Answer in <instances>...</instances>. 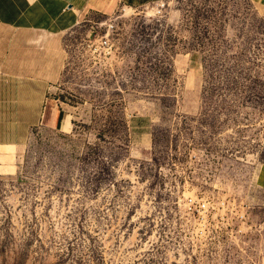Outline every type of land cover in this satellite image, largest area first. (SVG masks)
<instances>
[{
  "label": "rangeland",
  "instance_id": "374dc122",
  "mask_svg": "<svg viewBox=\"0 0 264 264\" xmlns=\"http://www.w3.org/2000/svg\"><path fill=\"white\" fill-rule=\"evenodd\" d=\"M260 1L118 6L56 37L69 125L0 158V264H264Z\"/></svg>",
  "mask_w": 264,
  "mask_h": 264
},
{
  "label": "crops",
  "instance_id": "0c3cea01",
  "mask_svg": "<svg viewBox=\"0 0 264 264\" xmlns=\"http://www.w3.org/2000/svg\"><path fill=\"white\" fill-rule=\"evenodd\" d=\"M162 1L166 0H0V158L12 159L16 144L27 142L43 122L68 128L58 96L63 52L56 37L75 29L87 14ZM32 40L49 41L45 59H34L28 49Z\"/></svg>",
  "mask_w": 264,
  "mask_h": 264
},
{
  "label": "built area",
  "instance_id": "2783aa9c",
  "mask_svg": "<svg viewBox=\"0 0 264 264\" xmlns=\"http://www.w3.org/2000/svg\"><path fill=\"white\" fill-rule=\"evenodd\" d=\"M190 203L195 204L193 199L190 200ZM198 208L200 210L206 211L207 210V204L206 203H198Z\"/></svg>",
  "mask_w": 264,
  "mask_h": 264
}]
</instances>
